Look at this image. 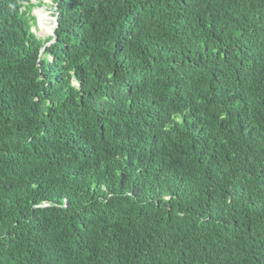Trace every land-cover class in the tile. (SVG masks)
<instances>
[{
  "label": "trees",
  "instance_id": "1",
  "mask_svg": "<svg viewBox=\"0 0 264 264\" xmlns=\"http://www.w3.org/2000/svg\"><path fill=\"white\" fill-rule=\"evenodd\" d=\"M32 8L0 0V264H264V0Z\"/></svg>",
  "mask_w": 264,
  "mask_h": 264
},
{
  "label": "rangeland",
  "instance_id": "2",
  "mask_svg": "<svg viewBox=\"0 0 264 264\" xmlns=\"http://www.w3.org/2000/svg\"><path fill=\"white\" fill-rule=\"evenodd\" d=\"M31 4H33V8L31 10V14L35 17L36 21V28L32 29L35 31L37 36L41 38H48L49 36H46L43 34V31L39 28V21L42 18H47L49 21L53 23L54 25V19L55 17L51 14V0H29Z\"/></svg>",
  "mask_w": 264,
  "mask_h": 264
},
{
  "label": "water",
  "instance_id": "3",
  "mask_svg": "<svg viewBox=\"0 0 264 264\" xmlns=\"http://www.w3.org/2000/svg\"><path fill=\"white\" fill-rule=\"evenodd\" d=\"M56 27H57V20L55 18L54 19V28H53V32H52L51 36H54V31H55Z\"/></svg>",
  "mask_w": 264,
  "mask_h": 264
},
{
  "label": "bare ground",
  "instance_id": "4",
  "mask_svg": "<svg viewBox=\"0 0 264 264\" xmlns=\"http://www.w3.org/2000/svg\"><path fill=\"white\" fill-rule=\"evenodd\" d=\"M153 5V4H152ZM143 9V8H142ZM138 10V9H137ZM170 10V9H169ZM144 16V15H143ZM123 17V16H122ZM140 22V21H139ZM103 24V23H102ZM137 74V73H136ZM199 116V115H198ZM200 118V117H199Z\"/></svg>",
  "mask_w": 264,
  "mask_h": 264
}]
</instances>
